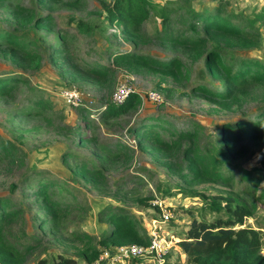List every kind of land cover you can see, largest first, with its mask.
I'll return each mask as SVG.
<instances>
[{
	"label": "rangeland",
	"instance_id": "rangeland-1",
	"mask_svg": "<svg viewBox=\"0 0 264 264\" xmlns=\"http://www.w3.org/2000/svg\"><path fill=\"white\" fill-rule=\"evenodd\" d=\"M75 1L71 4L69 0L40 3L8 0L0 4V28L29 35L37 44L39 56L37 66L28 63L19 66L0 56V70L21 79L9 94L0 96V138L15 148L0 160V198L16 211L5 221L4 230L8 242L15 244L20 252L24 250L21 264H35L37 259L51 253L84 264L77 255L80 241L76 235L98 237L105 232L108 224L105 215L98 219L99 211L122 208L147 233L151 219L159 216L152 201L161 202L171 214L167 222L160 224L162 236L171 240L166 264H185L186 256L178 242L185 237L191 219L200 218L204 202L221 200L223 206L225 198L242 202L249 209L250 214L239 227L258 231L263 246L260 252L264 254V139L247 142L238 133L235 153H223L219 141V130L225 123L233 124L237 120L264 123V117H259L264 112V82L249 86L232 99L212 102L205 92L193 86L221 90L219 69L210 76L203 64L205 51L158 39L156 34L163 26L154 10L164 8L169 14L170 30L179 31L183 30L181 21L189 9L220 16L230 13L234 24L252 20L251 28L256 34L247 38L250 41L256 38L254 46L241 47L223 38L218 41L219 46L225 52V61L232 56L256 59L264 64V0H146L147 11L138 26L143 39L137 43L123 40L120 32L126 26L109 21L101 0ZM104 1L110 5L112 0ZM14 6H26L30 19L26 15L15 17ZM39 14L48 15V22L43 19L35 22ZM79 20L86 25L82 32L76 30ZM62 46L80 64L112 65V81H105L111 82L101 87L66 81L49 55L53 48ZM127 50L160 61L176 58L181 72L174 78L163 79L150 70H132L111 61L109 53ZM67 85L80 91L85 111L68 108L54 94ZM120 85L135 92L139 103L117 117H99L97 107L109 103L111 93ZM148 92L157 93L159 100H148ZM39 98L49 108L39 113L29 110ZM86 116L91 120L84 132L89 131L91 138L80 142L83 134L76 132L75 127ZM140 122L155 124L152 129L165 140H175L177 147L159 153L138 146L128 128ZM188 130L192 131L191 138H176V133ZM117 144L121 148H115ZM186 147L203 157L219 160L226 179H192L186 173L183 152ZM85 163L97 167L100 176L79 177L76 171ZM31 168L39 170L43 177L58 180L59 184L50 191L64 212L54 223L37 222L44 212L30 193L29 181L34 176L27 174ZM214 215L202 213L207 221Z\"/></svg>",
	"mask_w": 264,
	"mask_h": 264
},
{
	"label": "trees",
	"instance_id": "trees-1",
	"mask_svg": "<svg viewBox=\"0 0 264 264\" xmlns=\"http://www.w3.org/2000/svg\"><path fill=\"white\" fill-rule=\"evenodd\" d=\"M6 1L8 0H0V4ZM37 1L40 3L43 0ZM74 2L76 1L69 0L68 3ZM101 3L106 14H108L109 21L115 25L126 26L120 32L123 40L137 43L143 39L138 26L147 11L146 0H112L110 5L101 0ZM154 10L163 26V30L156 34L158 39L172 44L197 48L202 52L205 51L203 64L210 76L213 70L219 69L217 78L222 80L223 88L221 90L212 91L204 86H193L194 89L205 92L212 102L218 103L232 99L249 86L264 82V64L262 62L256 59H241L232 56L225 61L223 59L225 52L220 49L218 42L223 38L234 41L235 45L241 47L254 46L256 38L251 41L247 38L256 34L251 28L252 20L234 24L231 21L234 17L230 13L220 16L218 13L205 14L189 9L181 21L183 30L179 31L170 30L169 14L165 12L164 8ZM28 12L26 6H14L13 8L15 17L26 15V18L30 19L31 16L28 15ZM41 19L47 22L49 20L48 15L39 14L35 18V22ZM85 27L86 25L80 20L76 23L78 32L84 31ZM196 27L199 28L201 34H197ZM208 43H211V46ZM49 55L66 81H82L95 87H101L103 84H109L112 81L114 72L112 65H101L93 62L80 64L70 50L63 46L53 48ZM0 56L19 66H23V63L34 64V66L39 64L37 44L29 35L16 34L2 28H0ZM109 56L114 64H125V67L137 71L150 70L163 79L166 77L174 78L181 72L180 61L176 58L160 61L154 56L137 54L129 50L112 52L109 53ZM20 80L7 70H0V96L9 94L10 90ZM107 80L111 81L106 83ZM134 103H139V96L135 92H131L121 104L116 105L109 101L104 106H98L96 111L102 118L117 117L132 110ZM46 108H49L48 103L39 98L32 102L29 110L39 113ZM78 108L84 111L86 109L84 105H80ZM89 115L91 114L89 113ZM259 117H264V112ZM83 118L84 121H81L80 126L75 127L76 132L80 135L83 134L82 137L79 136L80 142L91 138L89 131L87 134L84 132L88 129L91 119L87 116ZM150 119L161 122L157 117H150ZM154 125L140 122L135 126L132 125V128H128V133L133 134L132 136L136 139L138 146L142 148H148L159 153H165L169 149L176 148V141L162 138L159 132L152 129ZM238 133H241L247 142L257 143L264 139V123L262 124L260 120L255 122L237 120L233 124H223L219 130L220 147L223 153L236 152L234 144ZM192 135L191 130L182 131L176 133V138H191ZM93 139L95 138L92 137ZM115 148L121 147L117 144ZM11 149H15L14 146L7 140L0 138V160H3L4 156L10 155ZM183 152L186 155V157L184 156L186 173L192 179L196 181L226 179L225 176H222L219 160L203 157L190 147H186ZM189 153H191L190 156H187ZM41 174L39 170L33 168L27 174V177L34 176L32 181H29L30 193L33 195V199L38 201L39 208L44 212V215L37 222L38 224L46 221L54 223L59 215L64 212L62 205L51 195L50 191L59 183L56 178L43 177ZM76 174L81 178L88 177L89 179L100 176L99 169L88 163L80 164ZM223 200V206H220L221 200L204 202L200 209V218L191 219L185 237L178 242L180 250L186 256L185 264H264V254L260 252L263 246L258 231L251 227H239L243 224V219L250 214L249 209L242 202L231 201L230 198ZM8 203L0 198V263L21 264L24 259V250L20 252L15 244L9 243L6 238L7 233L5 234L4 230L5 221L12 218L16 213L15 210L9 208ZM203 212H212L215 215L211 221H207L202 216ZM101 215H105V222L108 224L101 236L93 237L86 233L76 235L80 241L77 255L84 264H91L98 257L100 249L103 247L130 243L147 244L146 231L142 230L136 220L129 216L124 209L110 207L106 211L98 212L99 220ZM78 263L72 257L57 253H51L48 257L39 258L35 262V264Z\"/></svg>",
	"mask_w": 264,
	"mask_h": 264
},
{
	"label": "built area",
	"instance_id": "built-area-1",
	"mask_svg": "<svg viewBox=\"0 0 264 264\" xmlns=\"http://www.w3.org/2000/svg\"><path fill=\"white\" fill-rule=\"evenodd\" d=\"M131 92L132 90L126 86H116L111 93L110 101L119 105ZM54 94L68 108L83 105L81 93L73 85L59 88ZM146 97L154 102L159 100V96L155 92H148ZM151 203L157 206L159 216L156 220L151 219L150 221V230L146 233L147 244L130 243L103 247L91 264H166V254L171 246V240L162 236L160 224L167 222L171 214L162 206L161 202L152 201Z\"/></svg>",
	"mask_w": 264,
	"mask_h": 264
}]
</instances>
